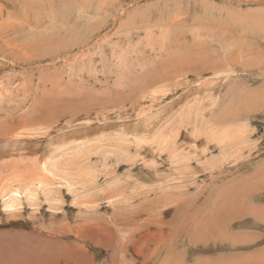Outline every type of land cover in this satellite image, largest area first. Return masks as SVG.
Wrapping results in <instances>:
<instances>
[{
    "label": "rangeland",
    "instance_id": "rangeland-1",
    "mask_svg": "<svg viewBox=\"0 0 264 264\" xmlns=\"http://www.w3.org/2000/svg\"><path fill=\"white\" fill-rule=\"evenodd\" d=\"M0 264H264V0H0Z\"/></svg>",
    "mask_w": 264,
    "mask_h": 264
},
{
    "label": "bare ground",
    "instance_id": "bare-ground-1",
    "mask_svg": "<svg viewBox=\"0 0 264 264\" xmlns=\"http://www.w3.org/2000/svg\"><path fill=\"white\" fill-rule=\"evenodd\" d=\"M217 74V73H216ZM224 138H220V139H218L217 141H219V142H221L222 140H223ZM221 155H223V156H227L226 155V152H222V153H220ZM203 167H205V169L206 168H209V170L210 169H212V168H216L217 166L212 162V161H210V160H206L205 161V164H204V166ZM218 169V168H217ZM202 170V169H201ZM209 170H207V171H209ZM198 172V171H197ZM160 176V175H159ZM28 189V190H27ZM26 190H27V192H28V194H30L31 193V189L30 188H27ZM27 192H26V194H27ZM30 192V193H29ZM21 193H23V192H21L20 190H11L10 191V195H8L7 196V198H6V200H5V206L6 207H14L15 206V204H17V202L18 201H20L21 200ZM8 194V193H7ZM25 195V194H24ZM19 203V202H18Z\"/></svg>",
    "mask_w": 264,
    "mask_h": 264
}]
</instances>
